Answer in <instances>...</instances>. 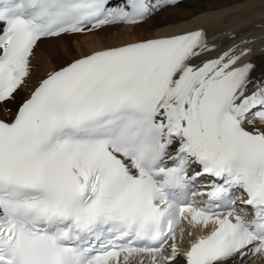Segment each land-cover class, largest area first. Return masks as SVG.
Masks as SVG:
<instances>
[{
    "label": "snow or ice",
    "instance_id": "snow-or-ice-1",
    "mask_svg": "<svg viewBox=\"0 0 264 264\" xmlns=\"http://www.w3.org/2000/svg\"><path fill=\"white\" fill-rule=\"evenodd\" d=\"M155 8L0 0V104L26 86L42 38L136 24ZM204 37L73 59L46 72L15 113L0 108V264H120L121 254L124 264L137 254L169 264L181 221L208 232L184 264L264 256V81L250 91L253 64L234 67L251 49L200 60L211 51ZM205 176L198 205L189 194Z\"/></svg>",
    "mask_w": 264,
    "mask_h": 264
},
{
    "label": "bare ground",
    "instance_id": "bare-ground-1",
    "mask_svg": "<svg viewBox=\"0 0 264 264\" xmlns=\"http://www.w3.org/2000/svg\"><path fill=\"white\" fill-rule=\"evenodd\" d=\"M157 1L159 0H153V3ZM178 1L175 4L168 3L163 10L161 9L162 11L160 10L161 12L148 21L105 25L100 27L99 31L96 30L98 32L94 30L85 35L66 33L59 37L42 38L34 49L31 61L33 71L27 78L26 86H21L14 93V98L0 104V108L11 109V112L15 113L21 105L18 104L19 101L29 97L33 87L46 72L57 69L73 59L128 43L197 30L204 32L205 43L211 49L205 52L200 60L215 59L224 53L239 55L242 50L251 49L234 67L249 62L253 64V71L250 74L253 83L249 86L250 91L255 84L264 81V0ZM121 3L122 0H112L113 6ZM182 4L185 6H181ZM256 127L264 130V122L258 121ZM181 228L184 230L183 238L180 236ZM207 233L206 230L192 228L186 221L185 224H181L176 240L180 254L169 264H184L183 256L188 251L184 246ZM170 250L168 249L165 254ZM123 255L120 257V264H124ZM127 264L152 262L147 254H137L130 257ZM250 264H264V256L253 258Z\"/></svg>",
    "mask_w": 264,
    "mask_h": 264
},
{
    "label": "rangeland",
    "instance_id": "rangeland-1",
    "mask_svg": "<svg viewBox=\"0 0 264 264\" xmlns=\"http://www.w3.org/2000/svg\"><path fill=\"white\" fill-rule=\"evenodd\" d=\"M181 6H185V5L182 4ZM177 8L179 9V8H182V7H177ZM162 10H163V9H162ZM162 10H161V11H162ZM157 11H158V10H156L154 13L157 14V13L161 12V11H158V12H157ZM154 13H153V15H151V16H150L149 18H147L146 20L148 21V20L152 19V18L155 16ZM146 20H145V21H146ZM98 31H99V30H98ZM98 31H96V32H98ZM85 34H88V33H86V32H85V33H82V35H85ZM19 102H20V101H19ZM17 103H18V102H17ZM17 103H16V104H17ZM14 107H15V106H14Z\"/></svg>",
    "mask_w": 264,
    "mask_h": 264
}]
</instances>
